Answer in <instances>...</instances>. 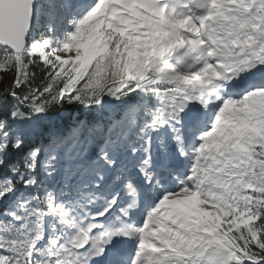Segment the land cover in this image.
<instances>
[{"label": "snow or ice", "instance_id": "1", "mask_svg": "<svg viewBox=\"0 0 264 264\" xmlns=\"http://www.w3.org/2000/svg\"><path fill=\"white\" fill-rule=\"evenodd\" d=\"M0 264H264V0H0Z\"/></svg>", "mask_w": 264, "mask_h": 264}]
</instances>
